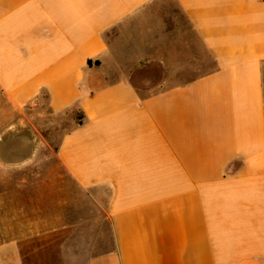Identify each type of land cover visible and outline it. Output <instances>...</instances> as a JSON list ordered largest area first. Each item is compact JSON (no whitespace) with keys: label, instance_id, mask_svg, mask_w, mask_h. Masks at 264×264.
I'll list each match as a JSON object with an SVG mask.
<instances>
[{"label":"crops","instance_id":"obj_1","mask_svg":"<svg viewBox=\"0 0 264 264\" xmlns=\"http://www.w3.org/2000/svg\"><path fill=\"white\" fill-rule=\"evenodd\" d=\"M0 91L63 177L0 264H264V0H0Z\"/></svg>","mask_w":264,"mask_h":264},{"label":"rangeland","instance_id":"obj_2","mask_svg":"<svg viewBox=\"0 0 264 264\" xmlns=\"http://www.w3.org/2000/svg\"><path fill=\"white\" fill-rule=\"evenodd\" d=\"M19 116L20 113L10 105L0 91V131L14 124ZM40 132L45 136L40 135V153L36 163L50 168L44 166L32 171L15 172L0 167V245L14 241L18 236H25L37 228L40 215L44 216L47 213L46 209L48 207L50 209L53 205L51 203H54L51 201L52 198H49V192L54 189L46 188L41 182L63 178L61 171L53 169L56 164L54 152L58 140L50 139L48 128H40ZM58 190L60 191V188L56 189ZM54 206L59 207L57 210L61 211L59 204ZM36 239H25L22 243L30 247L39 244L40 241Z\"/></svg>","mask_w":264,"mask_h":264},{"label":"water","instance_id":"obj_3","mask_svg":"<svg viewBox=\"0 0 264 264\" xmlns=\"http://www.w3.org/2000/svg\"><path fill=\"white\" fill-rule=\"evenodd\" d=\"M40 135H44L39 131ZM32 128L23 124L10 125L0 134V164L1 165H21L31 159L37 143L39 135ZM10 149L11 162L5 160L3 153L4 148ZM20 149V155H16Z\"/></svg>","mask_w":264,"mask_h":264},{"label":"trees","instance_id":"obj_4","mask_svg":"<svg viewBox=\"0 0 264 264\" xmlns=\"http://www.w3.org/2000/svg\"><path fill=\"white\" fill-rule=\"evenodd\" d=\"M90 63H91L90 61L87 62V64H90Z\"/></svg>","mask_w":264,"mask_h":264}]
</instances>
